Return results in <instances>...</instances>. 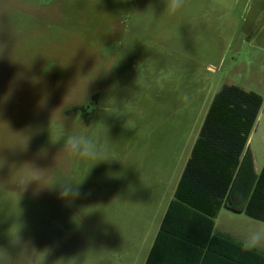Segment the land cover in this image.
Instances as JSON below:
<instances>
[{
    "label": "rangeland",
    "instance_id": "374dc122",
    "mask_svg": "<svg viewBox=\"0 0 264 264\" xmlns=\"http://www.w3.org/2000/svg\"><path fill=\"white\" fill-rule=\"evenodd\" d=\"M163 7L0 0V246L13 255L16 221L23 241L49 249L46 264H145L214 96L237 85L264 97V0ZM80 133L100 159L63 149ZM260 134L264 122L253 149ZM23 163L45 169L41 186L79 195L19 192Z\"/></svg>",
    "mask_w": 264,
    "mask_h": 264
},
{
    "label": "trees",
    "instance_id": "16d2710c",
    "mask_svg": "<svg viewBox=\"0 0 264 264\" xmlns=\"http://www.w3.org/2000/svg\"><path fill=\"white\" fill-rule=\"evenodd\" d=\"M263 105L262 95L237 85L214 96L145 264H211L221 239L233 264H264V253L243 252L214 229L220 210L234 209L231 188ZM243 211L264 221V166Z\"/></svg>",
    "mask_w": 264,
    "mask_h": 264
},
{
    "label": "clouds",
    "instance_id": "9594fccd",
    "mask_svg": "<svg viewBox=\"0 0 264 264\" xmlns=\"http://www.w3.org/2000/svg\"><path fill=\"white\" fill-rule=\"evenodd\" d=\"M161 2L164 6L163 11L168 15H174L184 7L185 0H161ZM147 10L151 14L149 18L155 16L153 5L150 4ZM103 110L105 112L108 111L106 107ZM62 147L71 155L92 160L100 159L102 153V149L97 143L83 133L68 135ZM102 161L108 160L104 159ZM3 166L4 163L0 165V167ZM15 169L17 173H21L24 169L28 170L13 183L18 186L19 192L26 191L30 185L35 184L37 186L36 191L41 188H58L60 199L69 203L79 195L78 185H72L67 182L54 187L41 186L40 173L45 169H40L32 163H23L19 167H15ZM221 227L222 229L226 228L227 233L237 241L241 251L246 253L264 252V221H256L247 217H231L228 223ZM22 228L23 225L21 223L14 221L7 229L6 235L9 244L16 248L17 251L13 255L7 248L0 246V264H46L49 249L45 248L38 251L31 245L30 241H23L20 234ZM57 261H54L53 264H57Z\"/></svg>",
    "mask_w": 264,
    "mask_h": 264
},
{
    "label": "crops",
    "instance_id": "0c3cea01",
    "mask_svg": "<svg viewBox=\"0 0 264 264\" xmlns=\"http://www.w3.org/2000/svg\"><path fill=\"white\" fill-rule=\"evenodd\" d=\"M261 122H264V105H263L262 110L260 111L256 125H255V127H254V129H253V131L249 137L248 143L246 145V148H245V151H244V154L242 157V164L238 170V173H237L236 178L234 180L233 186L231 188L230 204L234 209H232V208L230 209V208H228V206L225 205L220 210L217 218L215 219V226H214V229L217 233L225 234V235H228L229 237H231L227 233L226 228L222 229L221 226L226 225L228 223L229 218H231V217H247V218H250L244 213L243 210H244V207L246 205V202H247L248 196L250 194L251 188L254 185L255 180L259 176V174H260V172L264 166V136L263 135L260 134L256 139V148L257 149L252 148L253 135L254 134L256 135L258 133ZM190 155H191V153H190ZM257 156H258V158L259 157L260 158L257 159ZM189 157H188V159H189ZM188 159H187V161H188ZM187 161H186V163H187ZM166 211H167V209H166ZM165 214H166V212H165ZM165 214H164V216H165ZM164 216H163V218H164ZM162 221H163V219H162ZM162 221H161V223H162ZM157 233H158V231H157ZM231 239L235 243H237V241L234 240L232 237H231ZM225 241L226 240L221 239V242L219 243V245L216 246V248L214 249L216 254H214L213 261L211 262V264H233L231 261H229L228 259L223 257L225 255V253L229 254V249H233L232 247L225 246V244L223 245V243H225ZM260 253H264V252H260Z\"/></svg>",
    "mask_w": 264,
    "mask_h": 264
}]
</instances>
